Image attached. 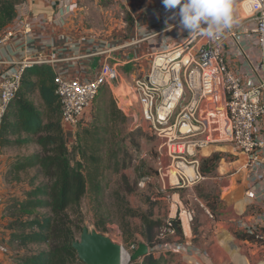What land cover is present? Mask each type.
Listing matches in <instances>:
<instances>
[{
  "label": "crops",
  "instance_id": "crops-1",
  "mask_svg": "<svg viewBox=\"0 0 264 264\" xmlns=\"http://www.w3.org/2000/svg\"><path fill=\"white\" fill-rule=\"evenodd\" d=\"M238 1L231 0L235 20L231 28H238L241 41L239 45H236L229 36L227 29L225 30L224 48L230 66L239 71L246 85H256L261 81L264 82V57L258 49L257 37L248 32L254 27V23L249 17L243 18V11L237 5ZM123 4L130 18L129 37L120 36L118 40L115 39L116 37L106 39V47L112 50L110 53L111 62H119L120 68L132 64L150 67L151 55L184 46L191 40L193 41L191 46L194 55L206 48V36L190 35L187 30L182 29L178 14L174 16V12L178 13V9L166 10L162 0H124ZM17 11V20L27 19L31 21L35 25V30L32 35L27 36L26 39L29 38L30 40L28 44L22 46L16 42H11L0 51V67L2 69V62L10 59L15 53L33 58L43 55L48 59L69 56L70 54V57L76 56V59L67 63L61 62L34 67L47 66L52 71L65 68L69 70L71 76L80 74L90 78L95 75L99 63L105 55L88 56L89 48L83 40L86 32L79 31L74 25L77 16L70 19L68 10L56 9L46 0H28L21 4ZM60 37L74 39L79 50L72 52L67 48L56 49ZM81 56L83 58H80ZM34 67L30 68L29 71ZM35 83L36 78H33L29 86H23L19 96L32 101L39 110L46 112V106ZM32 87L36 88L37 102L31 99ZM12 107L14 108L13 105ZM8 114L5 126H8V120L11 119V113ZM8 129L7 132L3 131L5 135L15 137L16 131L12 128ZM64 131L68 132L65 129ZM257 132L258 135L264 137V121L258 124ZM27 137L26 134L21 136V138ZM191 137L195 143L201 140L206 141L207 145L199 147L198 150L195 146L191 149L193 155L189 157L188 168H191L195 175L200 164L209 167L210 169H201L203 179L196 183L212 184L217 188L218 197L217 201H211L210 198L203 200L205 211L212 219L208 226L198 225L194 231L192 224L189 223L187 230L182 219L183 214H181L184 237H177L176 243L171 246L165 245V247H169L165 249V252L180 254L183 256L182 259H186L188 263L192 262V264H264V244L250 233V227L257 225L262 228L264 223V149H261L260 157L253 170L247 167L248 157L235 149L231 133L224 128L223 124L220 127V132L213 134L212 141H207V139H211V135L209 138L207 132L200 130L195 131ZM18 139L9 143L11 145L21 144L22 142H18ZM2 145L3 143L1 144V154ZM218 152L221 153L222 157L216 162L214 155ZM2 161L3 155L0 158V164ZM28 192L24 195L14 186L10 187L8 191L0 189V197L2 198L0 204V221H2V223L0 222V244L7 249V252L0 250V264H17L23 255L14 254L11 251V245L18 244L19 235L24 233L19 229L14 231L11 228L13 227L11 226L12 223L17 222L18 218L15 216L14 219H11V225L7 226L5 222H8V217H5L4 220L2 217H4L7 208L9 209L14 205V202H16L15 210L18 209L21 212ZM207 194L209 191L204 197H207ZM179 210L177 206L176 214L180 212ZM19 216L22 217L23 215ZM180 241L182 243H178ZM24 249H20L22 253L25 252ZM155 257L166 264L162 253L155 255Z\"/></svg>",
  "mask_w": 264,
  "mask_h": 264
},
{
  "label": "rangeland",
  "instance_id": "rangeland-1",
  "mask_svg": "<svg viewBox=\"0 0 264 264\" xmlns=\"http://www.w3.org/2000/svg\"><path fill=\"white\" fill-rule=\"evenodd\" d=\"M76 1L79 9L74 25L79 31L95 34L105 40L113 39L112 37H116V40L120 36L129 37L130 18L123 0ZM149 70V66L139 64L121 67L122 81L101 90L94 104L91 121L80 126L74 134L66 133L62 127L66 145L78 161H90L92 156L99 159L95 168L93 163L89 168H84L85 174H88V169H90V172L92 171L97 177L93 182H89L88 193L82 199L77 211L71 212L70 220L83 229L88 227L122 245L126 259L125 264H132L129 261L130 257L140 244H147L136 230V226L140 225V220L126 217L127 208L132 207V209L152 214L154 220H160L161 226L156 229V235L160 238L161 243L158 242L156 247L159 245L171 246L176 243L179 236L175 232H169L168 223L178 216L181 218V214H183L182 219L186 227L189 223L193 228L198 225L202 226V224L203 227L208 226L212 219L205 211L203 200L210 198L211 201H217L218 197L217 188L212 184L188 183L187 178L181 174L182 170L188 172L187 166L181 165V160L170 157L165 151L164 143L171 139L175 142L177 151L184 152L187 160H190L191 156L187 153L188 144L195 141L192 138L179 141L180 135L174 128L173 130L167 129V133L159 135L153 126L142 118L141 107L133 98L132 86L137 79L146 76ZM33 78L29 76L27 80L25 78L26 83H31ZM35 90L36 88L32 87L30 96L34 102H37ZM131 114L137 120L131 117ZM173 123L172 120L169 124L173 125ZM222 124L225 125V122L223 121ZM168 133L171 134L168 135ZM212 134L210 131L211 139L209 141L213 140ZM18 138L21 137L7 135L3 139L0 189L8 191L10 187L14 186L26 195L33 188L47 183V179H44L37 168L26 171L18 168L30 155L41 152V147L35 137L34 141L28 144L11 145L9 143ZM198 142L200 145L201 140ZM179 143H184L185 146H179ZM199 145L196 146L197 150L200 149ZM221 157L219 152L214 155L216 162ZM201 169L210 168L200 164V173ZM190 176L194 177V173ZM96 184H99L100 189L95 193L92 188ZM207 191L209 194L204 197ZM14 205L7 208L2 220L8 217V222L5 224L9 226L12 223L11 219L16 216L18 222L11 225L15 231L19 229V222L29 219L30 216L23 214L20 217L21 212L18 209L15 210ZM177 206L180 209L178 214H176ZM46 212L49 210L38 209L33 216L36 217L38 213L41 215ZM182 219L181 223L183 224ZM0 222L2 223V221ZM81 234L77 230L75 239L80 240ZM17 243L11 245V251L14 254H23L17 264L33 253L49 249L48 245H29L26 248L21 245L19 240ZM178 243H182V241ZM135 247L137 248L135 249ZM22 248H25V254L20 250ZM165 251L162 249L161 253L165 257L166 264H192V262L188 263L186 259H182L183 256L180 254L166 253ZM137 262L141 263L142 259Z\"/></svg>",
  "mask_w": 264,
  "mask_h": 264
},
{
  "label": "built area",
  "instance_id": "built-area-1",
  "mask_svg": "<svg viewBox=\"0 0 264 264\" xmlns=\"http://www.w3.org/2000/svg\"><path fill=\"white\" fill-rule=\"evenodd\" d=\"M46 1L56 9L68 10L70 19L77 16L79 7L76 0ZM237 5L243 11L244 19L246 17L252 19L254 27L248 32L257 37L258 49L264 57V0H239ZM17 17L0 31V51L11 42L22 46L29 43V38H26L33 34L35 25L27 19L17 20ZM228 34L234 43L239 45L241 36L238 28L228 29ZM206 38V48L198 51L196 55L193 54L192 40L184 46L151 55L149 73L137 79L132 86L133 98L141 107L145 122L151 124L159 135L167 133V129L174 128L176 132L178 130L179 141L192 138L191 135L198 130L207 132L210 138V131L213 134L220 132L221 122L224 121V128L231 133L235 149L248 157L247 167L254 170L260 151L264 149V137L257 132L258 124L264 121V82L246 85L239 71L230 66L224 48L225 31L213 37L206 36ZM83 40L89 48L88 56L105 55L95 75L90 78L80 74L71 76L68 69L53 70L55 93L61 107L62 127L72 134L80 126L91 121L94 104L101 90L122 81L120 64L111 62L112 50L106 47V40L89 32L85 33ZM59 41L56 49L67 48L72 52L79 50L71 37H60ZM52 47L54 48L53 44ZM75 57H70L69 54V56L48 59L43 55L33 58L15 53L10 59L2 62L3 69L0 67V158L2 128L22 89L29 69L37 65L67 63L75 60ZM131 117L137 120L133 114ZM172 120L174 123L170 125ZM185 126L188 127L187 131H183ZM199 142L188 144L189 156L193 155L191 149L198 146ZM175 145L173 140H167L164 143L166 153L174 159L181 160V165L188 168L189 160L184 152L177 151ZM178 145L185 146L184 143ZM205 145L207 142L201 141L199 147ZM181 174L187 178L188 183H196L203 179V175L197 169L194 177L189 176L184 170ZM168 225L169 232L174 233L172 224L169 222ZM250 233L264 244V223L262 228L257 225L250 227ZM167 248L169 247L161 245L150 248L152 250L150 254H160L162 249ZM0 250L7 252L1 244Z\"/></svg>",
  "mask_w": 264,
  "mask_h": 264
},
{
  "label": "trees",
  "instance_id": "trees-1",
  "mask_svg": "<svg viewBox=\"0 0 264 264\" xmlns=\"http://www.w3.org/2000/svg\"><path fill=\"white\" fill-rule=\"evenodd\" d=\"M26 1L0 0V31L15 20L17 8ZM28 76L36 78L35 85L40 91L46 112L39 110L32 101L18 94L13 104L14 108L11 107L9 111L11 119L8 120V126L4 123L2 128L1 140L3 143V139L8 135L4 132L12 128L18 137L22 134L28 135L27 138L18 139V142H22L21 144L31 143L35 137L41 147L40 153L30 155L24 163L18 166L24 171L37 168L44 179H47V183L33 188L27 194L21 215L25 214L30 218L19 222V230L24 233L19 235L18 240L24 247L48 245L49 249L27 256L21 260L20 264H83L73 248V242L76 241L75 232L79 230L82 233L83 228L70 220V214L80 207L82 199L88 193L89 182H93L97 177L92 171L90 172V169H88V174H85L84 168H89L92 163L95 168L99 159L92 156L90 161H78L66 145L62 131L60 102L55 93L53 71L47 66L34 67L27 72L26 78ZM30 84V82L23 83V86ZM99 189V184L92 188L95 193L99 192ZM38 209L49 210V212L41 215L38 213L34 217L33 214ZM126 212V217L140 220V225L136 226V230L149 248L156 247L158 242L161 243L156 235V229L161 226L160 220H154L152 214L132 209V207L127 208ZM170 223L175 233L179 237H184L180 217L172 219ZM129 224L131 225L130 221ZM132 264L163 263L151 253L143 258L141 263L132 262Z\"/></svg>",
  "mask_w": 264,
  "mask_h": 264
},
{
  "label": "clouds",
  "instance_id": "clouds-1",
  "mask_svg": "<svg viewBox=\"0 0 264 264\" xmlns=\"http://www.w3.org/2000/svg\"><path fill=\"white\" fill-rule=\"evenodd\" d=\"M168 11L177 10L182 29L190 35H219L235 23L231 0H162Z\"/></svg>",
  "mask_w": 264,
  "mask_h": 264
},
{
  "label": "water",
  "instance_id": "water-1",
  "mask_svg": "<svg viewBox=\"0 0 264 264\" xmlns=\"http://www.w3.org/2000/svg\"><path fill=\"white\" fill-rule=\"evenodd\" d=\"M73 248L84 264H125L123 246L88 227L83 229L80 240L73 242ZM148 255L150 248L142 243L130 257V261L137 262Z\"/></svg>",
  "mask_w": 264,
  "mask_h": 264
},
{
  "label": "bare ground",
  "instance_id": "bare-ground-1",
  "mask_svg": "<svg viewBox=\"0 0 264 264\" xmlns=\"http://www.w3.org/2000/svg\"><path fill=\"white\" fill-rule=\"evenodd\" d=\"M172 130H173V129H172ZM183 130H186V131H187V130H188V127L185 126V127L183 128ZM168 135H170V133H169ZM184 168H186V167H184ZM187 171H188L187 173L190 174V175L193 173L191 168H187ZM190 175H189V176H190ZM188 229H189V226H187V230H188ZM128 260H129V259H128V257H127V263H128ZM129 261H130V260H129ZM124 262L126 263V259H125V258H124Z\"/></svg>",
  "mask_w": 264,
  "mask_h": 264
}]
</instances>
